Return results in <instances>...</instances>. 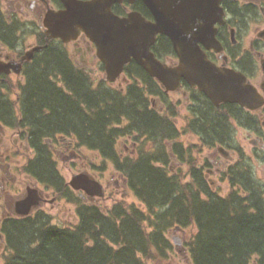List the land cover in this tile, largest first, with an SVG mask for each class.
Listing matches in <instances>:
<instances>
[{
	"label": "trees",
	"instance_id": "trees-1",
	"mask_svg": "<svg viewBox=\"0 0 264 264\" xmlns=\"http://www.w3.org/2000/svg\"><path fill=\"white\" fill-rule=\"evenodd\" d=\"M4 21L0 10V43L14 47L18 21ZM152 49L158 57L173 54L164 35L157 37ZM124 70L129 77L155 84L133 61ZM23 75L28 81L18 86L16 100L5 96L9 92H2L5 83L0 82V123L27 127L29 143L42 161L37 159L23 168H30L32 176L56 189H63L62 180L37 143L44 135L73 134L78 144L111 157L115 154L113 140L122 132L114 126L119 123L120 112L130 122L127 131L143 134L148 140H162L174 132L169 120L147 109L143 89L129 85L124 95L107 84L94 87L86 73L70 61L60 42H50L36 53L33 62L25 64ZM205 101L200 121L209 134L224 136L225 132L226 136L224 114H213L211 104ZM14 104L20 117L16 116ZM163 146L157 144L154 151L139 155L137 160L118 164L145 210L134 205L126 208L123 202H117L103 212L98 206L77 203L66 192L64 196L76 202L77 223L72 227L52 225L43 212L5 220L6 246L12 254L0 264H144L145 257H164L169 248L164 233L174 223L196 227L188 244L193 264H264V189L249 177L250 168L244 170L242 164H237L236 175L231 178L236 183L243 181L244 191L217 197L196 168H190L191 184H180L177 176L169 174ZM150 214L154 220L146 231L144 221L150 219Z\"/></svg>",
	"mask_w": 264,
	"mask_h": 264
},
{
	"label": "flooded vegetation",
	"instance_id": "flooded-vegetation-1",
	"mask_svg": "<svg viewBox=\"0 0 264 264\" xmlns=\"http://www.w3.org/2000/svg\"><path fill=\"white\" fill-rule=\"evenodd\" d=\"M21 1L29 5L32 14L35 17L34 19L35 21L32 20V24L34 23L35 28L39 30L37 33L38 37H39V33H43L44 31L43 19L45 17L47 10L49 8L54 10H59L64 7V5L60 0H17L15 1V3ZM220 3L225 12V16H224L225 20L223 21L222 24L215 23V27H216L215 37L219 41V44L211 48H207L201 43H199V46L204 51L208 60H210L211 63H213L216 67L233 70L243 75L246 83L252 85L255 88L259 96V99L261 100V104L254 109H249L247 107L242 106L240 103L233 101H221L215 104L207 96L205 92L198 89L197 86L190 85L184 78H181L179 86L174 91L175 92L180 91L186 97V109L187 112L189 113V119L187 121L186 127H188V129L192 133H195L198 136V138L202 142V145H206V147L211 150L213 149V153H212L214 157L213 162H208V161L203 162V159L201 160L199 157L197 163L198 165H196V169L200 172V174L203 177V180L206 181L207 184H208V180L206 178V175L212 174L213 172H215L220 176V180L222 181L228 180L230 189L226 193V195H221L217 193L215 190H213L216 193L217 197L224 198L225 196L233 192L238 193V190L239 192L244 191L242 190L243 181L236 183L233 180H231V178L234 177V174L236 175L235 167L237 166V164H239L243 160H246V156H248L245 153L243 146L240 145L236 146L235 144L233 145L231 143V139H232L231 136L233 134H231L229 131L232 130L233 132L234 125H237L239 127L241 126L246 130L249 140L254 145L252 147L253 148L252 152L254 151V154L258 159L261 158L264 159V0H220ZM111 8L112 11L119 16H124L132 10H137L141 12V14L144 15L146 18L151 20L153 19L149 9L146 7V5L142 0H134L133 2H129L128 0H123L120 3L118 2L114 3ZM0 10L5 20L4 22L6 23L7 21L6 14L3 13L1 7ZM12 21H17V19L11 18L10 22ZM43 40L45 41V39ZM50 41L51 40H49V42ZM70 44H72L74 52L79 54V61L82 64V66H80L77 62H75L76 60L73 58L75 53L73 52L72 55V53L66 49L68 57L71 59V61L74 64L76 63L77 66H79L81 69L87 70L89 72L91 71L90 69L91 67H87V68L85 67V64L88 62L90 63L97 62L98 65L103 68L102 63L99 61V59L96 56L95 45L84 34H80L78 38L70 42ZM12 48H13L12 46L7 47L0 43V59L6 58L7 60L15 59L16 61H19L22 58V56L25 54V50H27L25 49L22 51L19 50L14 51L12 50ZM42 49L40 51H42ZM39 52L38 51L33 52L31 59L28 62L26 60L22 61V71L19 74L13 71H11L8 74L3 72L0 73V82L8 83V80L12 79L11 78L12 75H17L22 81L21 84H26L28 80L23 75L24 66H25L24 63L33 62L36 53ZM172 53L173 54L165 55L164 57H158L156 53L155 55L161 61L169 65H175L178 61V57L174 51ZM134 63L139 67L137 62ZM148 76L151 78V80H153L155 84L148 83L147 80L140 77H129V74H126L121 78H119L118 79L119 82L117 83L119 86L120 93L125 91V93L127 94V87L129 85L132 86L135 85L136 87L143 89L144 91H142V96L148 101V103H150L148 104L147 109L156 112L158 111L159 108L161 109L162 107L158 108L157 106H155V99H160L162 101V104L164 105L169 104V101L166 99L168 93L161 88L159 82L155 78H153L149 74ZM123 86H126V88H124ZM157 88L159 94H156ZM164 95L165 97L163 98ZM5 96L7 98H10L9 94H6ZM16 98H18L17 94H16ZM205 100H207L211 104L212 106L211 108H213L212 111L213 114L216 115L224 114L223 117L226 120L227 129H228V134L226 136H221L216 133L209 134L208 128L203 126L202 120L200 121V118L202 116L201 113L203 108L202 105L204 102H206ZM171 108H172V103H170V109ZM191 115L193 116V118L190 120ZM169 123L171 124V122ZM215 125L219 126L218 124ZM0 126L2 125L0 124ZM5 128L11 129L8 126H5ZM173 129L174 132L170 131L171 136L167 137V142L171 141V143L168 142L169 144L168 158H173L175 160L181 161L179 163L182 164L184 160V158L182 157V151L181 148L176 146L180 144L177 142L173 143L172 141L173 139L172 135L176 134V128L174 127ZM23 130L24 132L22 131V129L18 128L17 135L20 134L21 138L25 140L24 142L28 143L30 137L29 134L30 131H28L27 127H24ZM206 133L207 135H205ZM60 134L63 138L65 137L64 136L65 134L62 133ZM70 135L73 139H75V136L73 134ZM57 136H59V134L57 135L56 133L52 135H44L42 136V138L38 140L37 143L41 144L42 141V144H44L45 148L49 151V153L53 154L54 142H52V140L53 138H55L56 140ZM132 145L133 147L134 146L135 147L132 149L130 153L134 154L136 153L137 143L135 141H132ZM30 150H33L36 153V155L33 157L26 158L21 166L23 173L26 175V177L29 178L28 185H26L23 192H21L20 194L18 193L16 195L13 201L12 199L8 200L6 206L0 203V243L4 242V244H6V234L4 233L5 227L3 226V222L5 220L10 218L24 219L25 217L32 216L34 214H37L38 212L41 211L43 212L42 208L46 203L53 204V202H55L57 199L56 195L53 196V198H50L48 193L50 189L54 188V185L50 186L46 183H41V182L39 183V180L32 176L34 172L30 168H28V170H24L23 166H27L29 162L33 164L38 159L37 149L34 148V146H32L30 147ZM125 150H127V147H125ZM201 154L202 151L199 153V155ZM136 155L138 157L139 153L137 152ZM122 156L123 155L121 154L119 156L120 164L124 160V157ZM51 158L52 157H49L48 160H51ZM112 159L110 160L114 162ZM129 159H131L130 155L128 156V160ZM38 160L39 163L42 161L40 159ZM205 167H207L206 174L204 172ZM117 170L119 175L118 178L113 181V184L116 189V192L118 193L119 187L121 185L122 188H127V187L129 188V186L127 183V179L124 177V175L120 172L119 169ZM240 173L241 175H243L241 171ZM94 177L97 178L96 176ZM249 177L254 178L255 179L254 181H256L258 185L263 186L262 183L254 177L252 172H251V176ZM112 178L113 176H111V179ZM119 178L121 179V184L119 183ZM99 181L101 182L102 180L100 179ZM39 184L41 185L42 188L40 187ZM103 186L106 196H104L102 199L106 198L111 200L112 202L117 200V198H115V195L107 194L105 190V187L109 186V182H106V184ZM0 187L4 188V186L2 185H0ZM28 188H30V190L37 189V193L40 197V201H39V206L36 210H34L30 215L24 216L19 214L22 210L19 204H21V201L29 194ZM31 192L33 193L34 191ZM77 195L80 198L85 199L87 202L88 200L91 201V199L95 198V196L91 193L78 194L77 192ZM89 203L93 204L96 202H89ZM182 254L186 258V252L184 248L182 250Z\"/></svg>",
	"mask_w": 264,
	"mask_h": 264
},
{
	"label": "rangeland",
	"instance_id": "rangeland-1",
	"mask_svg": "<svg viewBox=\"0 0 264 264\" xmlns=\"http://www.w3.org/2000/svg\"><path fill=\"white\" fill-rule=\"evenodd\" d=\"M15 1L17 0H0V7L3 13L6 14L8 22H10L11 18L17 19L18 29L15 32L16 45L12 48V50L22 51L29 49L30 46L38 43L39 40L37 33L39 30L35 28L34 23L32 24V20H34L35 17L32 14L29 5L23 1L17 3H15ZM66 49L73 55L74 50L72 44H67ZM73 58L76 60L75 62L82 66L79 61L78 53H75ZM75 65L77 66L76 63ZM85 67H91V71L89 72L85 70V73L89 78V82H91V85L94 87H98L101 83L107 84L113 89H119L117 83L119 80L111 84L107 82L105 80L104 70L98 65L97 62H88L85 64ZM11 78L12 79L8 80V83L4 82L5 87H2V92L4 93L5 91H8L10 99L16 100L18 86L22 81L17 75H12ZM6 86H8V88H6ZM123 87L125 88V86ZM168 95L166 96V99L169 101V104L164 105L160 99H155V106L158 108L162 107L161 109H158V112L164 118L169 120L172 126L176 128V136L173 137V143L177 142L180 144L176 146L181 148L182 157L184 158L182 164L179 163L181 161L168 158L169 144L168 142L164 143L167 138L163 140L158 138L155 140H148V138H146L147 136H144L143 134H139L138 132L134 131L128 132V124L130 122L127 118L121 119V117H125V115H122L121 112V115L119 114V116H121L119 117V123L115 124L114 126L119 127L122 132L114 138L112 148H114V151L117 153L115 157L117 164H119L120 154L123 155L122 157H124V160H127L128 156L130 155V160L135 161L137 160V152L140 156H143L154 151V146L157 144L166 145L164 146L167 160L166 170L169 174L177 176L180 184H191L192 181L190 168H196L199 157L201 160L203 159V162H213V149L211 150L207 148L206 145H202V142L198 136L195 133H192L188 127H186L187 121L189 119V113L186 109V97L180 91L170 92ZM170 103H172L171 109ZM14 105L16 116L20 117L17 106L16 104ZM10 128L11 129H6L5 127L0 126V185L4 186V188L0 187V203L4 206L7 205L8 200L12 199L13 201L16 195L23 192L26 185H28L29 178L23 173L21 166L26 158L36 155L33 150H30V147H32L30 143H25V140L21 138V135H17V130L19 127ZM21 129L24 132V127ZM229 132L233 134L231 136V143L233 145L235 144L236 146H243L245 153L249 156H246V160L240 162L245 164V167H243L242 164V169L246 170V168L249 167V170L253 173L254 177L262 183L264 189V159H258L255 156L254 151L252 152V147L254 145L249 140L246 130L243 127L234 125L233 132L232 130ZM55 133L57 135L59 134V136L56 137V140L55 138L52 140V142H54L53 154L49 153L44 144H42V141L41 144L38 143L39 146L43 148V151L47 154V157H52L50 160V162L52 161V168L56 171L58 177L60 180H62L63 186L65 187H63V189L53 188L48 191L50 198H53L55 195L57 198L53 204L46 203L42 208V215L48 219L49 224L57 225L59 227L74 226L77 223L76 202H82L88 205H97L100 209H102L103 212H107L114 205L112 204L111 200L106 198L102 199L95 196L94 199H91V201L88 200L87 202L85 199L77 196V192L74 190L69 188L68 191H65L68 188L66 187V184L71 180V177L82 171H86L91 175L96 176L99 180L101 179L103 185H105L106 182H109V186L105 187L107 194L115 195V198H117L116 201L120 203L123 202L126 208L134 205L136 208L145 210V205L137 199V197L130 191L128 187L122 188L121 185L119 187L118 193L116 192L113 181L118 178L119 173L116 163L110 160L112 158L104 157L98 150L90 149V147L87 145L78 144V142L75 141V139H73L69 133H63L65 134L64 138L60 133ZM132 141L137 143L136 153L134 154L130 153L135 147H133ZM125 147H127V150H125ZM201 151L202 154L199 155ZM206 168L207 167L204 168L205 174ZM111 176H113L112 179ZM206 178L208 180L209 187L212 190H215L217 193L226 195V193L229 191L230 186L228 180H220V176L215 172L212 174H207ZM119 183L121 184L120 178ZM66 192L67 195L71 196L73 200L76 201L75 203L70 202L68 198L64 196ZM104 196L106 195L104 194ZM89 202L96 203L91 204ZM153 220V214H150V219H145L144 225L147 226L146 231L151 229L150 224ZM176 225L178 224L174 223L168 226L165 230L164 235L169 243V248L166 249L164 257L159 259L145 257L144 264H192L190 261V255L187 251L188 244H190L193 236L195 235L196 227L193 224H190L185 226L183 229H177ZM183 248L185 250L187 249V258H189L188 263L182 254ZM11 254V250L5 246L4 242H1L0 263L5 262L6 258H8Z\"/></svg>",
	"mask_w": 264,
	"mask_h": 264
},
{
	"label": "water",
	"instance_id": "water-1",
	"mask_svg": "<svg viewBox=\"0 0 264 264\" xmlns=\"http://www.w3.org/2000/svg\"><path fill=\"white\" fill-rule=\"evenodd\" d=\"M60 1L64 7L49 8L43 19L46 37L70 42L83 32L95 44L108 81H114L124 65L133 59L166 90L176 89L184 78L205 92L215 104L233 101L249 109L261 104L255 88L246 83L243 75L216 67L199 46L201 43L211 48L219 44L215 23L224 21L220 0H142L152 20L135 10L124 16L115 14L112 5L123 0ZM157 34L170 39L178 57L177 64L170 66L155 57L151 45ZM41 48L40 45L32 46L19 61L0 59V73H20L23 59L28 61L33 52ZM69 185L77 191L103 196L101 184L86 172L73 175ZM28 189L29 194L19 204L20 215L27 214L40 201L37 190Z\"/></svg>",
	"mask_w": 264,
	"mask_h": 264
},
{
	"label": "bare ground",
	"instance_id": "bare-ground-1",
	"mask_svg": "<svg viewBox=\"0 0 264 264\" xmlns=\"http://www.w3.org/2000/svg\"><path fill=\"white\" fill-rule=\"evenodd\" d=\"M9 23H10V22H9ZM14 26H15V25H14ZM4 39L6 40V38H4ZM9 39H10V38H8V40H7L8 42H9ZM5 40H4V41H5ZM12 41H13V40H12ZM5 42H6V41H5ZM11 43H12V42H11ZM51 45H52V44H51ZM46 50H48V49H46ZM46 50H45V51H46ZM43 53H44V52H43ZM40 54H41V53H40ZM28 69H29V68H28ZM25 78H26V77H25ZM25 81H26V80H25ZM22 101H23V100H22ZM8 105H9V104H8ZM195 115H196V114H195ZM18 122H19V121H18ZM16 124H17V123H16ZM13 125H14V124H13ZM20 126H21V125H20ZM170 129H171V128H170ZM217 132H218V131H217ZM168 135H171V134H168ZM205 135H207V133H206ZM224 136H225V132H224ZM156 139H157V138H156ZM158 139H159V138H158ZM169 139H170V138H169ZM212 139H215V138H212ZM160 140H161V139H160ZM162 140H163V139H162ZM209 142H210V141H209ZM91 147H92V146H91ZM38 153H40V152H38ZM38 156H39V155H38ZM153 159H154V158H153ZM41 174H42V173H41ZM41 174H40V175H41ZM44 177H46V176L44 175ZM47 177L49 178V177H51V176H47ZM47 177H46V178H47ZM48 178H47V179H48ZM52 178H53V177H52ZM52 178H51V180H52ZM57 189H58V188H57ZM94 221H95V220H94Z\"/></svg>",
	"mask_w": 264,
	"mask_h": 264
}]
</instances>
